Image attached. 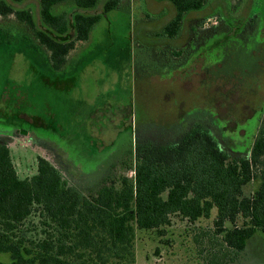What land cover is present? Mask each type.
<instances>
[{"label": "rangeland", "instance_id": "374dc122", "mask_svg": "<svg viewBox=\"0 0 264 264\" xmlns=\"http://www.w3.org/2000/svg\"><path fill=\"white\" fill-rule=\"evenodd\" d=\"M107 1L99 0L92 9H78L74 0H64L53 8L66 17L74 13L104 15L89 39L75 42L67 55L59 74L72 77L68 91L42 81L56 82L59 77L50 69L45 51L16 23L14 15L0 17V134L12 132L3 122L13 114H19V120H42L49 125L48 130L31 126L34 134L26 136H0L18 177L35 175L37 160L42 158L56 167L69 187L89 195L106 182L132 176L135 145H159V141H136L132 136L136 129L139 140L147 136L160 140L167 135L181 139V129L190 125L186 119L209 121L210 115L219 122L224 136L230 137L229 143L235 144L232 152L222 145L224 151L230 159L237 158L233 150L249 143L241 141V129L251 131L247 119L264 108V27L259 51L247 60L230 48L234 57L226 58V50L219 64L208 58L205 61L210 52L202 45L190 52L197 59L188 54L189 63L185 57L175 65L161 64L158 57L162 51L182 46L191 26H217L218 8L235 13L242 22L250 14L264 19V0H205L202 10L184 16L179 38L169 41L158 37L176 14L169 2L119 0L118 7L105 14ZM12 6L30 11L39 23L37 0ZM235 18L227 22L232 24ZM26 124L20 121L19 127ZM257 187L255 180L243 188V194L251 195ZM215 216V209L208 219L195 223L171 216L162 235L136 230L134 264H264V236L257 234L243 252L234 255L215 234ZM237 222L240 225L241 220ZM39 226L38 217L32 216L20 234L38 238ZM0 261L8 262L9 257L0 254Z\"/></svg>", "mask_w": 264, "mask_h": 264}, {"label": "trees", "instance_id": "16d2710c", "mask_svg": "<svg viewBox=\"0 0 264 264\" xmlns=\"http://www.w3.org/2000/svg\"><path fill=\"white\" fill-rule=\"evenodd\" d=\"M24 1L0 0V17L14 15L16 23L43 48L52 72L58 74L74 43L87 41L104 16L74 13L66 17L53 12L64 0H37V24L30 11L13 8ZM158 1L169 2L176 11L158 32L166 41L178 39L184 16L206 4L205 0ZM98 3L74 0V7L92 9ZM118 5L119 0L107 1L105 14ZM57 79L42 81L63 91L73 86L72 77L59 74ZM261 118L259 129L252 124L251 131L241 129L249 143L233 150L238 156L234 159L223 149L226 146L232 152L234 143L216 141L200 126L177 145L137 144L132 176L106 182L89 195L69 187L56 167L42 158L37 160L35 175L20 179L8 146L0 142V254L9 257L0 264H134L136 230L162 235L171 216L195 223L208 219L213 209V227L222 245L234 255L243 252L254 236H264V115ZM20 121L29 125L20 128ZM3 123L23 136L34 134L31 126L49 129L42 120H19V114L6 117ZM215 134L217 137L219 132ZM255 180L257 189L245 196L243 188ZM32 216L39 219L40 234L27 239L20 228Z\"/></svg>", "mask_w": 264, "mask_h": 264}, {"label": "flooded vegetation", "instance_id": "af4514ba", "mask_svg": "<svg viewBox=\"0 0 264 264\" xmlns=\"http://www.w3.org/2000/svg\"><path fill=\"white\" fill-rule=\"evenodd\" d=\"M212 1H216V0H212ZM210 2L208 3V5L210 4ZM216 12L217 14L220 15V22L217 26L209 27L208 29H205V28L202 29L201 23L191 26L190 33L187 35L184 41V44L182 46L171 48L170 51L167 50V51L161 52L162 53L161 56L158 57V60L162 62L161 64L172 63L175 65L176 62H181V60H184L185 57H186V60L188 59L187 61L189 63L192 61V58L194 60L197 59V55L194 56L190 52H193L195 46L198 48V47H201V45L202 47L205 46V48L207 49L209 48L210 53L208 52L209 55H206L205 61L208 58L209 60H211V62L215 64H219L218 61L221 58H223V52H225L226 50H228V52H226V58L234 57L231 54H229L230 48L234 49L233 50L234 53H238L244 58L251 57L259 51L260 45L261 43H263L262 28L264 27V19L259 18L257 14L256 15L250 14L242 22V20L235 18V15H234L235 13L229 12L228 9L224 13L220 8H218V11ZM229 18H235V20L232 21L233 22L232 24L227 22V19ZM207 38H211L212 41H210V43H207L206 45L205 39ZM213 46H214V49H213ZM188 54H191L193 57L188 58L189 56ZM212 54H214L215 57ZM263 115H264V108L262 112L259 113V115L256 116V114H254L252 117L247 119L246 124L255 125L256 126L255 128L259 129L262 124L261 117ZM185 122L190 125H188V127L184 129H181L183 132V134L181 135V139L179 138L174 139L170 137L169 135H167L166 137L164 136H162V138L160 137V140L147 138L148 136L143 137V139L139 140V136H138L139 134L137 132V129L135 130L134 135L132 133V136H135L136 141H159L160 146L177 145L181 141H183L184 138L192 130L200 126V127L207 129L211 134H213V137L216 139V141H225L224 139L229 140L227 137L224 136L225 132L219 126L218 124L219 122L216 121L211 115H210L209 121H206L202 118L201 120H197L196 118V120L194 119L193 121L194 123L190 119L189 120L186 119ZM216 131L219 132V134H217V137L215 134ZM243 133H244V130H243ZM241 141H246V139H244L243 137ZM148 146H150V144H148Z\"/></svg>", "mask_w": 264, "mask_h": 264}, {"label": "water", "instance_id": "95a60500", "mask_svg": "<svg viewBox=\"0 0 264 264\" xmlns=\"http://www.w3.org/2000/svg\"><path fill=\"white\" fill-rule=\"evenodd\" d=\"M13 132L7 133V134H0V136H9L11 135Z\"/></svg>", "mask_w": 264, "mask_h": 264}]
</instances>
